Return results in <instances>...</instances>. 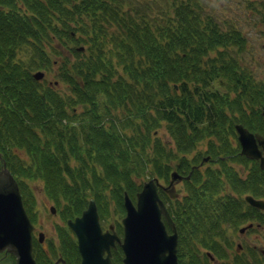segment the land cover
<instances>
[{"label":"trees","instance_id":"16d2710c","mask_svg":"<svg viewBox=\"0 0 264 264\" xmlns=\"http://www.w3.org/2000/svg\"><path fill=\"white\" fill-rule=\"evenodd\" d=\"M166 1L164 8L152 9L140 0H0V167L5 162L18 182L30 222H35V201L26 181L42 183L65 224L91 200L101 222L109 217L111 203L121 217L124 192L135 202L142 189L135 177L149 165L166 182L171 171L182 174L188 162L187 175L186 155L198 141L211 135L218 144L225 139V111H242L244 102L252 110L264 106V85L251 83L227 56L229 48L244 49L241 32L221 31L198 0ZM112 25L117 32L108 39ZM54 40L75 58L59 67L58 77L69 91L65 95L33 77L55 63L46 49L56 52ZM80 44L88 45V55L77 50ZM25 47L34 55L28 65L17 59ZM222 85L225 93L217 87ZM120 109L127 115L117 121L112 110ZM163 123L172 150L151 138ZM127 128L136 136L125 134ZM150 146L154 154L148 158ZM14 150L26 152L28 160ZM185 183L184 212L179 200L169 207L180 237L179 264H186L182 237L193 238L200 218L211 217L209 197L198 199L193 182ZM158 193L165 202L163 191ZM113 225L121 234V224ZM56 232L59 247L56 251L48 242L49 252L72 264L76 242L65 226ZM192 245L190 240V264H200ZM32 254L36 264H51L38 243Z\"/></svg>","mask_w":264,"mask_h":264},{"label":"flooded vegetation","instance_id":"af4514ba","mask_svg":"<svg viewBox=\"0 0 264 264\" xmlns=\"http://www.w3.org/2000/svg\"><path fill=\"white\" fill-rule=\"evenodd\" d=\"M243 105L244 110L242 111L232 112L227 110L224 112L229 120L224 126L223 135L226 136L222 142L218 144L215 136H208L204 140L198 141L193 151L186 155L187 160L190 162L187 175H185V167H187L188 162L183 165L182 174L171 171L177 172L181 176V179L174 182L173 186H170L172 173H170L166 182L162 179L163 194L167 199L164 205L168 214L170 204L178 200L181 204L180 212H184L182 199L187 195L185 182H193V188L198 199L205 200L206 197L210 199L211 217L209 219L200 218L198 222L200 226L197 234L192 235L193 238L184 235L181 239L186 251L184 256L186 264H190L192 261L191 256L187 253L190 240L193 243L194 250H197L193 253V257L200 264H264V208L256 205V202H264V168L261 166V164L264 166V115H262L264 106L259 110H252L248 109L246 102ZM206 116L205 123L207 122ZM237 126H242L247 134L252 137L246 149L248 153L242 147ZM202 143L205 144L204 151L196 150L198 144ZM178 163V159H176L172 166ZM191 176L194 180H191ZM26 182L35 201L32 209L33 215H35V222L32 223L33 229L31 231L32 244L38 243L41 245L42 251L47 254L51 264H69V261L60 256L52 257V253L44 248L46 244L44 242L45 235L43 241L39 242V234L43 232H38L37 215L39 216V209L35 192L40 190L42 193L43 189H38L36 186L37 182H40L39 180ZM177 184H181L182 193H186L182 197L175 193L174 186ZM42 195L47 200L44 192ZM43 208L45 209L46 205ZM48 211L51 212L50 207ZM199 214L204 215L203 212ZM163 222L167 235H172V226L164 218ZM173 225L175 226L174 223ZM110 226L112 227L110 228ZM56 227L59 226H54L55 232ZM175 228L178 237L176 246L178 258L180 237L176 226ZM101 230L103 233L105 231L116 233L123 240V230L121 234H118L115 225H109L108 228L104 229L101 227ZM70 233V236L76 242L74 232L70 231ZM183 233H186V230ZM56 236L58 241L57 232ZM46 248H48V245ZM76 251L78 252L77 242ZM110 251V264H125L123 261L125 254L118 241L115 242V247L110 248ZM106 256L107 251L103 254V258ZM80 262V253L78 252V255H76L74 252L72 264H81ZM0 264H16V258L10 253L0 252Z\"/></svg>","mask_w":264,"mask_h":264},{"label":"water","instance_id":"95a60500","mask_svg":"<svg viewBox=\"0 0 264 264\" xmlns=\"http://www.w3.org/2000/svg\"><path fill=\"white\" fill-rule=\"evenodd\" d=\"M77 50L82 51L83 48ZM43 76L44 72L40 71L33 74L37 81ZM237 130L246 151L252 137L242 126H237ZM261 166L264 168L263 164ZM180 179L177 172H172L170 186ZM158 189H163V186L157 178L145 181L141 191L136 194L135 203L124 192L125 216L121 221L123 240L116 233H103L94 200L88 203L81 216L68 220L67 227L76 236L80 263L110 264V248L115 247V242L118 241L125 254V264H178L176 229L158 195ZM256 205L264 208V202H256ZM50 210L55 214L53 207ZM162 218L172 226V235H167ZM32 229L33 225L23 207L18 183L4 162L0 167V252L14 255L16 264H36L32 254ZM43 238L44 234L40 233L39 242ZM105 251L107 256L103 258Z\"/></svg>","mask_w":264,"mask_h":264},{"label":"rangeland","instance_id":"374dc122","mask_svg":"<svg viewBox=\"0 0 264 264\" xmlns=\"http://www.w3.org/2000/svg\"><path fill=\"white\" fill-rule=\"evenodd\" d=\"M135 0H131L134 3ZM149 3L152 9H155V6H163V8L168 4L166 0H140ZM200 6L202 7L205 14H208L213 20L219 25L221 31H227L229 29H236L241 32L243 39L245 40V47L243 50L239 51L236 47L229 48L227 50V56L235 60L238 63L240 69L248 74L251 83L254 85H264V0H198ZM127 3V2H126ZM21 6V5H19ZM128 6V5H126ZM117 28L112 25L107 27V36L110 39L111 35L116 34ZM76 37L79 34L75 35ZM81 36V35H80ZM83 40L88 41V37L81 36ZM52 47L56 52H53V49L46 48L48 53L51 54V60L55 61L52 68L49 72H44V76L40 82H45L61 95L68 94L67 85L64 84L59 75V67L64 62V60H69L70 62H74L75 58L69 52L68 48L61 46L58 41L54 40L52 42ZM87 44H80L79 47L83 48L81 51L83 54H89V50L87 49ZM106 47L111 49V43H107ZM31 56H34L29 50V48H21L17 54L18 61H22L25 65L29 64V60ZM215 53L211 55L214 57ZM34 71L33 73H36ZM121 73V72H120ZM219 85V84H217ZM227 85L217 86L221 92H226ZM232 97H235L236 94L231 93ZM127 114L125 110H112V117L116 118L117 121L124 119ZM123 132L128 136H136L134 130L127 128L123 129ZM153 135L151 136L152 140L159 139L161 144L166 148V150H172L174 147L173 140L171 139L168 130L165 129V124L161 125L158 129L153 131ZM205 149V144H198L196 150H201L202 152ZM16 155L25 160H28L26 152L21 150H14ZM153 150L148 147L145 150V155L149 158L153 156ZM175 160L171 161V165L174 164ZM157 178L156 175L151 173V167L148 166V171L144 173L141 177H135V182L138 185L143 186L145 181H148L152 178ZM158 179V178H157ZM159 184H162V180L158 179ZM42 189V183L37 182L36 185ZM175 193L179 194V197H182L186 193H182V185L177 184L174 186ZM184 188V187H183ZM40 190L35 192L36 198L38 200L37 206L39 209V216L37 215L38 222V232H43L45 235V245L44 248L48 245V242L54 244V248L58 249L59 242L56 240V232L54 230V226H65L64 221H62L59 217L58 212L55 214L48 211L49 207L53 206L52 202L49 200H45ZM44 205L46 208L44 209ZM110 214L107 217V220H103L101 222L102 229L108 228L109 225H113L114 221H117L121 224V221L124 216L119 217L115 214L116 207L114 203L110 204ZM57 241V242H56Z\"/></svg>","mask_w":264,"mask_h":264}]
</instances>
